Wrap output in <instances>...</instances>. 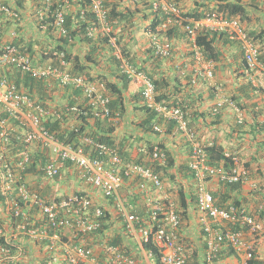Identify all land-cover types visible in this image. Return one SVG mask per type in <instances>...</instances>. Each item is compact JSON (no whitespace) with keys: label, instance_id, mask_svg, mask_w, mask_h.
I'll return each instance as SVG.
<instances>
[{"label":"built area","instance_id":"1","mask_svg":"<svg viewBox=\"0 0 264 264\" xmlns=\"http://www.w3.org/2000/svg\"><path fill=\"white\" fill-rule=\"evenodd\" d=\"M74 1L56 0L57 6L53 7L52 0H45L44 6L37 11L39 31H51L53 39L66 35L65 14ZM106 3L107 0H88L80 13L82 16L90 13L85 35L90 38L107 36L116 48L115 55L120 60L122 72L129 79L142 83L144 105L156 116L175 122L178 130L193 143L190 167L197 181L196 202L205 237V262L214 263L227 246L244 253L245 262L239 264L259 258L258 241L264 232L262 218L235 206L219 207L207 186L210 181L244 183L248 177L247 167L232 153L226 154L234 162L230 171L209 164L203 145L196 142V133L190 127L186 111L179 105L158 101L153 80L133 67L118 51ZM151 4L153 11L165 15L164 26L181 18L176 0H151ZM0 12L20 21L19 12L3 0H0ZM185 29L193 41L199 31L226 34L231 41L240 43L249 69L261 66L259 48L241 22L227 18L218 9L204 18L189 20ZM70 43L74 41L70 40ZM52 48L53 45L50 49L42 46L38 51L28 53L13 44H0V264H156L154 251L144 247L149 242L155 244L162 264H188L189 249L179 237L182 219L173 206L167 209L165 202H160L150 211L149 218L144 219L131 213L123 202L121 189L126 176L141 177L140 188L144 191L149 188L148 181L156 189L163 187L159 174L151 166L128 161L119 148L87 134L81 136L76 146L68 144L46 126V123L57 122L72 129L79 124L78 118L89 112L96 117L120 118V112H113L110 107L108 84L73 74L66 59V45L63 49ZM152 48L161 57H169L173 52L170 41L156 37ZM194 59L199 66L198 76L213 78L215 62L205 59L198 45L194 46ZM1 65L14 69V74L28 73L58 90L68 89L73 93L80 89L84 105L80 102L62 105L57 102L56 94L37 101L29 88L18 86L9 76L3 77ZM192 82H197V78ZM260 84L264 88V83ZM77 96L75 99H79ZM225 105L235 110L238 122L244 121L242 109L232 98L220 93L212 112L218 114ZM154 130L161 132V127L156 124ZM139 150L152 160L163 164L167 161V154L158 145L151 148L144 145ZM37 151L43 153L45 162L34 158ZM32 167L37 172H32ZM69 171L71 179L76 177L92 186L109 201V205H95L87 194L63 189L61 182L69 177ZM29 175L38 176L39 187L29 185ZM106 211L115 213V220L122 217L125 232L138 241L144 259L110 243L100 233ZM214 223L226 225L219 227ZM92 235L99 236L96 242L91 241Z\"/></svg>","mask_w":264,"mask_h":264},{"label":"crops","instance_id":"2","mask_svg":"<svg viewBox=\"0 0 264 264\" xmlns=\"http://www.w3.org/2000/svg\"><path fill=\"white\" fill-rule=\"evenodd\" d=\"M11 6H13L21 15L20 21H15L11 18H5L2 16L0 18L2 24V29L0 33L2 34V42L0 44H7L14 42L15 40H22L24 44H32L34 51H38L40 47L46 45H53L54 39L50 36L48 32L39 31L37 24L39 23V18L37 11L39 8L44 6L45 0H18L21 3L18 4L16 0H7ZM139 2L140 6L143 4V0H136ZM248 4L249 13L245 16L242 22L243 26L248 32L261 33L258 39V45L261 48V54H264V0H245ZM132 3L133 0H122V7ZM187 7L193 4L192 0H183ZM255 2V3H254ZM53 5L56 4V0H52ZM254 3V6L251 4ZM185 5V6H186ZM73 5L68 9H72ZM143 12H149V10L143 7ZM151 20L145 19L143 15L136 16L128 26L121 27L119 25H114L115 35L122 44H126L131 50L132 61L135 64L144 65L151 73L155 75V79L165 78L169 83L164 85L162 91L171 94L169 100L173 103L175 99L181 101H187L185 103L187 109L194 115L193 125L191 127L197 132L199 141L202 144H207L216 138L217 142L225 147L226 152L237 153L240 157L241 163L245 166L248 163L249 166L247 180L242 184V190L237 193V197L240 200H244L243 203H247L248 210L254 214L258 215L260 218V213L264 209V133L255 131L251 126L253 125V120L251 118L250 109L256 106L260 107L264 104V99L259 96V92L254 89L251 92L248 91L247 83H249L250 77L247 76L245 72V63L240 49V44L237 41H221L220 45V58L216 61L214 66V76L213 78L202 77L201 74L198 76L199 66L196 65L194 59H192V45L183 39L173 40L174 50L172 55L169 57H158L153 61L152 56V36L153 33L148 31L147 26ZM17 35V36H15ZM74 49V50H73ZM72 51L74 53H84L87 51V43H76ZM154 54V53H153ZM103 55V54H102ZM101 55V56H102ZM263 65L264 61L261 60ZM194 65V66H192ZM101 67V68H100ZM91 72L96 74H108L110 75V69L108 63L104 62L102 66L95 67L92 64ZM14 70V69H13ZM11 68L8 66H2L1 75L3 77L9 76V73L14 74ZM15 71V70H14ZM17 73V72H16ZM259 76L264 79V66L259 72ZM197 78L195 84H188L190 78ZM109 80H113L114 77L111 75ZM141 89L139 91H131L130 85L125 89V102H126V112L123 114L121 119H110L116 126L114 135L128 136L132 144L136 147H141L149 143H163L165 147L171 151L172 156L175 158L176 164L178 166L181 163H189L191 160V143L190 139L185 135L181 134L180 131L165 132L164 126L160 125L163 131L159 134L153 132H146L144 130V123L151 117L147 116V112L140 108L143 104L142 100L138 101L134 99V95L137 92H141L143 89L142 83L135 80ZM252 88V86H251ZM162 91L157 90L158 96L162 94ZM220 95L234 98L237 102L246 106L243 110L244 119L249 120L252 123H247L245 128H243V134L239 135L236 128L237 124V113L233 108L225 105L219 115L220 120L215 123V114L212 112L213 106L216 103V98ZM57 96V102L60 104H67L71 102L69 96L72 97L73 94L77 93L71 90L59 89L55 92ZM261 100H260V98ZM250 107V108H249ZM153 120L157 122L160 119L158 116ZM197 117V118H196ZM163 120V119H160ZM192 122V121H191ZM236 131V132H234ZM125 151L127 152L126 159L131 161H136L137 153L133 149H130L128 143L124 144ZM131 153V154H130ZM131 158V159H130ZM143 159H146L143 156ZM68 166V163H66ZM73 168V166H69ZM177 168V167H176ZM181 174V173H180ZM178 175V180L172 182V180L166 179L164 181V187L162 190H157L151 187L149 184V189L147 191H142L140 189L141 179L136 176H126L124 184L121 189V194L123 199L132 207L138 215L146 216L141 214V211L149 212L150 208H155L158 203L170 201L172 206L176 205L175 208L180 206L181 200L178 192H172L170 188H176L177 183H183L187 186L185 191L186 196L192 198L191 185L197 189V181L194 180L190 182L183 175ZM70 171L65 177L66 181L61 182L63 189L70 191L83 192L90 196L95 205H109V201L105 199L97 190L92 186L86 184L84 181L78 180L76 177L72 178ZM37 178V179H35ZM40 179L38 176L29 175V185L33 187H39ZM217 181H210L208 187L214 190L218 187ZM59 189V188H58ZM61 190V189H60ZM254 194H256L254 196ZM196 199V195H193ZM245 200H247L245 202ZM245 206V207H246ZM191 206L185 220L182 221V229L179 231L180 240H182L191 251L190 259L196 250L199 251L205 245V240L203 237L201 213ZM259 207V209H257ZM110 213V212H109ZM256 213V214H255ZM110 221L113 222L111 229H108V234L112 238L119 235L122 237V245L124 248L130 250L129 253L135 254L138 257L144 259L142 255L141 246L138 241L127 235L124 229V224L121 220H115L113 216L116 214L110 213ZM264 221V218H262ZM214 225L219 227H224L223 223H214ZM204 248L203 251H199L200 254L198 264H207L204 262ZM221 257L214 264H239L245 262L244 253L238 252L235 256H224ZM258 257L262 261L260 264H264V232L258 241ZM149 263V262H148Z\"/></svg>","mask_w":264,"mask_h":264},{"label":"trees","instance_id":"3","mask_svg":"<svg viewBox=\"0 0 264 264\" xmlns=\"http://www.w3.org/2000/svg\"><path fill=\"white\" fill-rule=\"evenodd\" d=\"M19 3L20 1L16 0ZM179 2H182L183 0H178ZM255 3V2H254ZM254 3L251 4V6H254ZM88 4V0H76L72 2L73 8L68 9L65 14V28L68 29V32L66 35H61L59 38H55L53 42V48L51 50L56 49H63V46L66 45V49L68 51V54L66 56V59L68 62H70V68L73 74L75 75H84L88 79L94 81V80H103L105 81L110 88V97H111V103L110 107L113 110V112L119 111L120 112V118H123V114L126 112V102H125V89L127 85L129 86L131 83V79L127 77V75L122 72L119 69V60L117 59L114 51V47L111 46V44L108 41L107 36H98V37H87L85 35V28L88 24V21L90 19L89 15L90 13H87L86 16H82L80 13L83 9L86 8ZM106 7L109 8V20L112 23V25H119V26H128L129 23L132 22V20L140 15H143L145 19H149L152 17V20L149 22L147 29L153 34H159L164 35L167 38H184L186 37V34L183 30V28L180 25L174 24L169 25L166 28H162V25L164 23V16L159 11H153L152 10V4L151 0H143L142 6H140L139 2L136 0H133V2L129 3L128 5H125L122 7V0H109L106 3ZM56 6L53 5V7ZM218 6L219 10L224 12L227 18L232 19H238L240 22L244 21L245 16H248L249 8L247 7L248 4L245 0H194V5L188 13L185 15L183 12V16L187 19L190 18H202L205 17L206 13L215 10ZM143 7L149 12H143ZM92 16V14H91ZM85 17V18H84ZM93 17V16H92ZM2 24L0 20V29H2ZM115 29V28H114ZM53 32V30H52ZM50 36H52L51 31H49ZM263 32L261 33H255V32H249L250 37L255 43H259L258 39L261 36ZM115 34V30L112 33V35ZM226 38V34H220L217 35V33H210V32H199L196 38V43L201 46L203 49V54L206 59H212V60H218L220 58V51L222 45H220V42L228 41ZM70 40L74 41V43H70ZM22 40H18V42L15 43H21ZM0 42H2V34L0 33ZM87 43V51L84 53H74L72 49L74 48L76 43ZM69 46H68V45ZM117 46L120 49L121 53L125 56V58L129 59L137 68L147 72L152 79L154 80L156 84L157 90L162 91V88L165 87L169 81H167L165 78L155 79V75L149 71L144 65L141 64H135L134 61H132L131 56V50L128 48L126 44H122L121 41L117 39ZM45 47L50 49L49 45H46ZM24 51L26 52H32L34 50L32 44H26V46L23 47ZM74 50V49H73ZM261 52V48H260ZM103 54V55H102ZM102 55V56H101ZM242 56L244 59V55L242 52ZM155 61L156 58H158L155 54L152 53V56ZM260 59L264 61V54L260 55ZM106 62L111 66L110 69V75L114 77L113 80H109L110 75L108 74H96L94 75L90 69L92 68V64L95 67L102 66L103 63ZM245 63V59H244ZM101 68V67H100ZM9 79L17 82L18 86L20 87H27L30 89V93L32 94L33 99L37 101L43 100L44 97H46L49 94H54L58 89L52 86H47V82L43 80H39L38 78L29 76L28 73H15L11 74L9 73ZM248 91L251 92L253 88H251V84L247 83ZM50 89V90H49ZM49 90V91H48ZM77 95H81V90L76 89ZM75 92V93H76ZM254 92V89H253ZM171 94L165 91H162V94H160L157 97L158 101L167 102L172 105H176L177 103L181 105V107L186 111L188 114L189 120L193 125V114L187 109V106L185 102L187 101H181L179 99H175L173 103L170 102ZM259 96L264 99L263 93H259ZM76 95L73 94L72 97L69 96V99L75 98ZM134 99L138 101V99L141 101L142 96L141 92H136L133 96ZM259 97V98H260ZM260 98V100H261ZM234 99V98H233ZM236 101V99H234ZM237 105L242 109V111L246 108V106L242 105L240 102H237ZM140 108L145 110L147 112V116L151 117L144 123V130L146 132H153L157 134V131L154 130L153 127V120L156 118V113L148 109L145 105H140ZM250 108V107H249ZM256 106L251 107L250 114L251 118L253 120V125L251 126L255 131H258L260 133H264V104H261L260 107H257L258 110H255ZM215 123L220 120V115L215 114ZM197 118V117H196ZM79 124H77L74 128L70 129L69 127L63 126L60 123L57 122H50L46 123V126L54 132L57 137L68 143L76 146L79 143V140L82 135H89L93 137L94 139L102 142H106L109 145H112L116 148H119V151L122 155H126L124 144L128 143L130 149H133L137 153V161L142 163H148L147 159H143L142 153H140L139 149L140 147H136L134 144H132V141L128 138V136H122V135H114L115 130H117L116 126L112 121H110L109 117L102 118L101 116H91L90 112L89 115H82L78 118ZM155 123V122H154ZM157 123L162 124L165 128V132H174L178 131L177 126L174 122L169 121L165 122L164 120L158 119ZM247 123H252L247 119H244L241 123L237 121V132L239 135L243 134ZM236 132V131H234ZM160 146L165 150L167 153V161L165 164L161 163L160 161H153L152 167L155 169L156 172L160 174L161 180L165 181L166 179L172 180V182H176L178 180V175H183V177H186L190 182H193L195 179L194 171L190 168L189 163H181L178 166H174L176 164L175 158L172 156L171 151L168 150L163 143H160ZM152 144L149 143L147 145V148H151ZM206 154L208 156V162L210 165L216 166V167H222L226 171H230L231 168L234 166V162L231 159V157H228L225 154V147L220 145L216 138L213 139L212 142L207 143L205 147ZM131 154V153H130ZM34 158L39 159L42 162L44 161L43 153L40 151H37L34 153ZM131 159V158H130ZM129 161V160H128ZM34 165V164H33ZM249 165L248 163L246 164ZM68 166H71V164L68 163ZM177 167V168H176ZM32 172H37V169L32 167ZM247 170L249 171V166L247 167ZM218 187L214 189L213 195L215 198V202L217 205L221 207H229V205H234L237 208L240 209H246L247 203H243L244 200H240L237 197V193H239L242 190V183H229V182H219L217 181ZM187 186H185L183 183H177L176 188H170L172 192H178L180 195V206L175 211L181 216L182 220L186 219V216L188 209L193 206V209H198L196 205V200L193 198V195L196 194V187L194 184L191 185V191H192V198L186 196L185 191L187 190ZM175 192V193H176ZM256 194H254L255 196ZM1 200V195H0ZM247 200H245L246 202ZM172 206L170 201L165 202V207L168 209ZM246 206V207H245ZM173 207H176V205H173ZM264 207V206H263ZM259 209V207L257 208ZM249 211V210H248ZM141 214H144L148 216L149 212L141 211ZM256 214V213H255ZM105 223L103 224L102 229L110 228L113 222L110 221L111 215L109 212H106L105 215ZM260 218H264V209L260 213ZM97 241L96 235H92V240ZM122 237L117 235L116 237L111 239V242L114 244H122ZM146 249H152L155 253V262L156 264H162L160 262V254L158 250L155 247V244L153 242L146 243L144 245ZM204 248V246H203ZM203 248H200L199 251H203ZM127 252H130L128 248H125ZM198 250L194 252L192 255V259L190 260V264H198L200 254ZM237 251L234 249V247H228V250H225L224 256H235L237 255ZM220 257H223V252L221 253ZM262 261L259 258H254L248 261L249 264H260Z\"/></svg>","mask_w":264,"mask_h":264},{"label":"clouds","instance_id":"4","mask_svg":"<svg viewBox=\"0 0 264 264\" xmlns=\"http://www.w3.org/2000/svg\"><path fill=\"white\" fill-rule=\"evenodd\" d=\"M6 4H8V1L7 0H3ZM109 0H107V2H108ZM189 0H187V2H188ZM192 2H193V4H191L189 7H187V5H186V3H183V2H179L178 0H176V4L178 5V7L180 8V16H181V18H179V20L178 21H174V22H172V23H169L167 26H164V24H165V22H166V17H165V15L163 14V13H161L163 16H164V23H163V25H162V28H166V27H168L170 24L171 25H174V24H177V25H180L182 28H183V30H184V32H185V34H186V37H184V38H171V39H169V38H167L166 36H164V35H159V34H154V36H152V40L154 39V37H156V38H159L160 40H167V41H170L171 43H172V50H174V44H173V40H176V39H183V40H186V42H188V43H191V45H192V49H193V52H192V59H194V46L195 45H198L200 48H201V46L199 45V44H197L196 43V38H197V35H198V33L200 32H198L197 33V35H196V38H195V41H193V40H191V38H190V36H189V34H188V32H187V30L185 29V25L187 24V23H189V20H198V19H201V18H198V19H195V18H190V19H187L186 17H184L183 16V12H184V14L186 15L187 13H188V11L190 10V8H192V6L194 5V0H192ZM107 5V4H106ZM186 5V6H185ZM109 9V8H108ZM216 9H218V11L219 12H222L221 10H219V8H218V6L216 7ZM213 11V10H212ZM211 12V11H210ZM209 13V12H208ZM208 13H206V15L208 14ZM223 14H224V12H222ZM206 15H205V17H206ZM2 16L4 17L5 15L4 14H2L1 12H0V18L2 19ZM5 18H7V16L5 17ZM202 18H204V17H202ZM151 20H152V17H151ZM150 20V21H151ZM241 24H242V22H241ZM114 26V25H113ZM242 26H243V24H242ZM244 27V26H243ZM114 29V28H113ZM244 29H245V31L248 33V35H249V32L246 30V28L244 27ZM113 32H114V30H113ZM202 32V31H201ZM204 32H207V31H204ZM208 32H210V31H208ZM210 33H213V32H210ZM217 35H220V34H217ZM114 36H116L115 34H114ZM250 36V35H249ZM117 38V37H116ZM16 38L14 37V42H10V43H7V44H13V45H16L17 47H19V48H21V49H23V47L24 46H26L25 44H24V42H21V43H15V42H18L17 40H15ZM229 39V38H228ZM252 39V38H251ZM230 40V39H229ZM153 43V42H152ZM240 44V43H239ZM256 45L258 46V48H259V52H260V47H259V45H258V43H256ZM112 46V45H111ZM116 46H117V40H116ZM115 50H116V48H114ZM117 49H118V51L121 53V51H120V49L118 48V46H117ZM240 49H241V52H243V50H242V48H241V45H240ZM24 50V49H23ZM114 50V51H115ZM201 50H202V53H203V49L201 48ZM152 51H153V48H152ZM26 52V51H25ZM29 53V52H28ZM154 53V52H153ZM173 53V52H172ZM122 54V53H121ZM155 54V53H154ZM156 55V54H155ZM243 55H244V53H243ZM260 55H261V52H260V54H259V59H260ZM122 56L125 58V56L122 54ZM157 57H161V56H158V55H156ZM203 56H204V54H203ZM204 58H205V56H204ZM118 59V58H117ZM126 60H128V62L130 63V64H132L133 65V67H135L137 70H139V71H143V70H141V69H139V68H137L129 59H127V58H125ZM206 59V58H205ZM244 59H245V57H244ZM119 60V59H118ZM210 60V59H209ZM212 60V59H211ZM215 63H216V61L217 60H213ZM260 62H261V66L259 67V68H256V69H253V70H251V69H249L248 68V66H247V64H246V61H245V72H246V74H247V76H249L250 77V80H249V83L251 84V86H252V88L253 89H255L257 92H259V93H263V96H264V88L261 86V82L262 83H264V79L263 78H261L260 76H259V72L262 70V68H263V63H262V61H261V59H260ZM119 63H120V60H119ZM193 63H196L197 64V61L194 59V62ZM2 66V65H1ZM3 66H8V65H3ZM192 66H194V65H192ZM119 69H120V64H119ZM121 70V69H120ZM122 71V70H121ZM143 72H145V71H143ZM151 79H152V77L147 73V72H145ZM192 79H193V77H191L190 78V80H188V84H190V83H192V84H195V83H193L192 82ZM131 80H136V79H131ZM153 80V79H152ZM95 81V80H94ZM103 81V80H102ZM105 82V81H104ZM153 82H154V80H153ZM155 83V82H154ZM155 86H156V84H155ZM108 87H109V85H108ZM110 89V88H109ZM157 89V88H156ZM76 92V91H75ZM77 93V92H76ZM109 94H110V92H109ZM77 96V95H76ZM110 96V95H109ZM141 96H142V91H141ZM77 97H79V99H75V98H73V99H71V102H67L68 104L69 103H71V105L73 104V103H78V102H80V104L81 105H84V101H83V94H82V91H81V95L80 96H77ZM74 99H75V101H74ZM110 99H111V97H110ZM234 100V99H233ZM235 101V100H234ZM142 102H143V97H142ZM160 102H162V101H160ZM164 103H167V102H164ZM172 103V102H171ZM235 103H236V101H235ZM167 104H170V103H167ZM143 105H144V103H143ZM170 105H172V104H170ZM176 105H179L178 103L176 104ZM236 105H237V103H236ZM179 106H181V105H179ZM239 106V105H238ZM220 113V112H219ZM218 113V114H219ZM160 119H162L161 117H159ZM164 120V119H163ZM165 122H169V121H167V120H164ZM173 122V121H172ZM175 123V122H174ZM191 123V122H190ZM162 125V124H160V123H157V122H155V123H153L152 125H153V127L155 126V125ZM161 127V126H160ZM190 127H191V124H190ZM178 129V128H177ZM191 129H193L192 127H191ZM163 131V129H162V127H161V132ZM179 131V130H178ZM193 131L196 133V142H198V143H200L201 145H203V148H204V151H205V147H206V144L204 145V144H202V142L201 141H199V139H198V135H197V132L193 129ZM161 132H158L157 131V134H159V133H161ZM181 133V132H180ZM182 134V133H181ZM190 143H191V150H192V154H191V156H193V152H194V150H193V143L190 141ZM152 144V146H154V145H158V147L161 149V150H163L164 152H165V150L160 146V143H155V142H153V143H151ZM148 145V144H147ZM166 153V152H165ZM227 153H231V152H226L225 151V154H227ZM167 154V153H166ZM205 154H206V151H205ZM232 154H236V155H238L237 153H232ZM207 155V154H206ZM144 157H145V155H144ZM167 157H168V155H167ZM148 161H150V162H148V163H143V164H145V165H148V166H151L152 167V163H153V161H156V160H152L151 158H148V157H145ZM191 159H192V157H191ZM137 161V160H136ZM191 161V160H190ZM137 162H139V161H137ZM140 163H142V162H140ZM189 166H190V162H189ZM153 168V167H152ZM191 168V167H190ZM154 169V168H153ZM193 170V169H192ZM154 171H155V169H154ZM156 172V171H155ZM156 173H158V172H156ZM159 174V173H158ZM195 175V174H194ZM159 176H160V174H159ZM136 177H138V178H140L141 179V177H139V176H136ZM195 177V176H194ZM161 178V177H160ZM195 179V178H194ZM196 180V179H195ZM141 182H142V179H141ZM149 182V181H148ZM163 182V187H164V181H162ZM150 184H151V187L152 188H155L153 185H152V183L151 182H149ZM218 183V182H217ZM242 184H243V182H241ZM124 184V183H123ZM148 184V183H147ZM208 186V185H207ZM148 187H149V184H148ZM163 187L160 189V190H162L163 189ZM141 189V188H140ZM149 189V188H148ZM156 189V188H155ZM208 189H209V187H208ZM142 190V189H141ZM157 190H159V189H157ZM211 192L213 191V190H211V189H209ZM142 191H144V190H142ZM145 192V191H144ZM212 194H213V192H212ZM196 199L195 200H197V189H196ZM214 196V195H213ZM215 199V198H214ZM123 202L126 204V206H127V208L130 210V212L131 213H135L136 215H138L134 210H132V207H130V205L123 199ZM111 203V202H110ZM158 205V204H157ZM196 205H197V202H196ZM103 206V205H102ZM219 206V205H218ZM231 206H234V205H229V207H231ZM219 207H221V206H219ZM229 207H221V208H226V209H228ZM156 208V207H155ZM175 208V207H174ZM198 208V207H197ZM154 209V208H153ZM152 210V208H150V210H149V215H150V211ZM197 211H199L198 209H197ZM107 212V211H106ZM250 212V211H249ZM149 215L148 216H142V215H138L139 217H141V218H144V219H147V218H149ZM117 218H119L118 220H121L122 221V217H117ZM182 219V218H181ZM183 221V220H182ZM223 224H225V223H223ZM226 225V224H225ZM182 226L183 225H181V227H180V229H179V231H181V229H182ZM109 229H111V227L109 228ZM124 229L126 230V225L124 224ZM101 230V229H100ZM99 230V231H100ZM100 233L105 237V239L106 240H109V242L110 243H112L111 242V239H112V237L110 236L111 234H108V228H106V229H102V231H100ZM127 235H129V234H127ZM130 236V235H129ZM97 238L99 237L98 235L96 236ZM131 237V236H130ZM203 237H204V235H203ZM204 240H205V237H204ZM115 244V243H114ZM115 245H118V246H120L124 251H126L125 250V248L122 246V245H120V244H115ZM228 247H232V246H227V248ZM226 248V247H225ZM204 249H205V245H204ZM235 249V248H234ZM224 250V249H223ZM222 250V251H223ZM236 250V249H235ZM237 251V250H236ZM127 252V251H126ZM238 252V251H237ZM189 253V255H191V251L190 252H188ZM191 258V257H190ZM221 257H219V259H220ZM219 259H217L216 261H218ZM191 260V259H190ZM190 260H189V262H190ZM215 261V262H216ZM204 262H205V260H204ZM206 263V262H205ZM188 264H190V263H188ZM208 264V263H207ZM212 264H214V263H212ZM249 264V263H248Z\"/></svg>","mask_w":264,"mask_h":264},{"label":"rangeland","instance_id":"5","mask_svg":"<svg viewBox=\"0 0 264 264\" xmlns=\"http://www.w3.org/2000/svg\"><path fill=\"white\" fill-rule=\"evenodd\" d=\"M140 89L141 86H139L137 82H135V80H132L130 83V90L134 92V91H139Z\"/></svg>","mask_w":264,"mask_h":264}]
</instances>
